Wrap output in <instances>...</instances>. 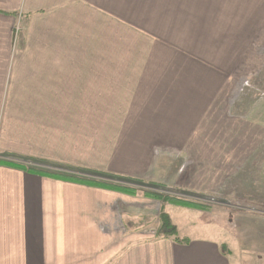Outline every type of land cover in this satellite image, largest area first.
<instances>
[{
	"label": "crops",
	"instance_id": "1",
	"mask_svg": "<svg viewBox=\"0 0 264 264\" xmlns=\"http://www.w3.org/2000/svg\"><path fill=\"white\" fill-rule=\"evenodd\" d=\"M263 49L264 0H0V132L37 127L0 157V264H241L221 203L264 191V97L240 101ZM82 113L114 129L107 171L77 165ZM84 169L233 202H167L179 243L161 203L59 174Z\"/></svg>",
	"mask_w": 264,
	"mask_h": 264
},
{
	"label": "rangeland",
	"instance_id": "2",
	"mask_svg": "<svg viewBox=\"0 0 264 264\" xmlns=\"http://www.w3.org/2000/svg\"><path fill=\"white\" fill-rule=\"evenodd\" d=\"M264 51V49H263ZM258 71H254L253 74L249 76L248 80H243L242 84V95L240 101H243L242 106L252 104L255 100L264 97V65L261 67L258 66ZM246 107V106H245ZM84 113H82V124L84 125L83 128L80 129V131L83 134V139H81V161L77 165H82L81 167H87L92 169H97L96 171H107L106 166V156H110L114 147V144H111L112 136H114V129L108 128V127H94L93 122L90 120L89 116H83ZM21 119V118H20ZM91 125L92 127H90ZM29 126V127H28ZM35 128H37L34 125L27 124L25 119H21L15 126L14 122L8 120L5 125L3 126V133L0 132V157L3 155L4 152L9 151L12 147H15V143L13 140L15 139V136L12 134L13 132H21V133H32ZM93 135V136H92ZM22 140L24 139V135L20 136ZM9 145L4 146V143H8ZM162 146V145H161ZM160 146V150H161ZM162 151H165L162 149ZM68 152V151H67ZM163 155V154H162ZM105 160V161H104ZM39 161V160H38ZM27 162H31L28 161ZM31 163H34L32 161ZM88 165V166H86ZM67 166V165H66ZM91 166V167H89ZM68 167V166H67ZM78 174L82 175H91L94 179H102L105 176L104 174H107L104 172L99 173L95 171H91L89 169H84L80 171H76ZM140 180L138 184H140L138 187L140 188L137 194L139 197H135V200H143L144 194L143 189H147V191H155L159 194L165 195V196H174L179 198H182L185 201L191 202V205L193 206V202L195 204L200 205L202 203L201 208H203V205H207L208 200L215 201L219 198V200H226L228 202H233V197H217L216 196H205L201 193H192L183 189H180L178 187H171L172 185H167L164 183H157L153 181V178L151 180L149 179H142ZM143 188H141V187ZM254 187V186H253ZM240 199L237 200L238 203H221V204H229L232 206V209H229L228 211H231V218L234 216L238 217L239 221H241V224L237 225V221L234 224L233 227L237 226L238 228L241 226V230L237 229V232H240V235L236 237L237 239L231 240L230 243L235 248L236 258L242 259L241 264H264V191L261 190L260 186H255L253 188L252 193L247 192H241L239 194ZM150 198L153 201H150L149 203H161L163 209L164 205H166L167 202L171 203H178L174 200L170 201H162L157 198ZM148 200V199H147ZM181 205H187L183 204L186 202H179ZM211 204V203H210ZM215 203H212L213 205ZM197 205V207H198ZM199 206V207H200ZM236 206V207H234ZM234 207V208H233ZM160 211V212H161ZM215 214H217V209L212 210ZM169 215V214H168ZM221 215H225L222 213ZM230 214L227 215L229 217ZM170 216V215H169ZM158 218V221L152 229H157L155 231V237L157 236V231L160 227V219L155 215L153 217V221H155ZM230 218V219H231ZM150 220L152 218H149ZM147 219V220H149ZM146 220V221H147ZM132 221V219H131ZM202 223L201 220L198 221V224ZM148 225V222H147ZM149 226V225H148ZM191 226V225H189ZM178 233L180 236L188 235L190 236L192 232H190V229H187L185 225H179ZM234 233V230H233ZM159 238V236H157Z\"/></svg>",
	"mask_w": 264,
	"mask_h": 264
},
{
	"label": "trees",
	"instance_id": "3",
	"mask_svg": "<svg viewBox=\"0 0 264 264\" xmlns=\"http://www.w3.org/2000/svg\"><path fill=\"white\" fill-rule=\"evenodd\" d=\"M59 174L65 178L75 179L77 181H81L83 183L85 182L87 184L110 186L113 189L119 190V191L127 193V194L129 193L131 195L137 194V192L140 189V188L132 187V186H128V185L115 186L114 183H112V182L90 178V177H87L86 175L80 176V175H73V174H66V173H59ZM104 175L109 176V174H104ZM143 194H144V196L146 195L147 197L157 198V199L162 200V201L174 200L178 203L179 202H186L183 204H191V203H189V201H185L182 198L178 199L177 197H174V196H165V195L159 194L155 191H147V189H143ZM160 221L161 222H160V227L157 231L158 232L157 236H159L161 238H169V239H171L175 242H179V243H188L189 242V239L180 236V234L178 233V227L173 223L170 216L168 215V213L165 210H162L160 213ZM223 248H225V247H223Z\"/></svg>",
	"mask_w": 264,
	"mask_h": 264
}]
</instances>
